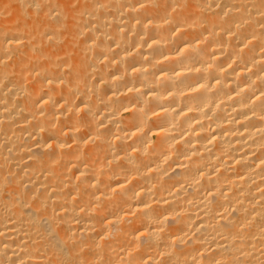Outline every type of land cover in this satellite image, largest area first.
<instances>
[{"label":"bare ground","instance_id":"obj_1","mask_svg":"<svg viewBox=\"0 0 264 264\" xmlns=\"http://www.w3.org/2000/svg\"><path fill=\"white\" fill-rule=\"evenodd\" d=\"M132 3L139 11L129 10L125 16L120 14V9L129 8L127 0L119 7L116 0H0V44L10 49V54L0 52V232L3 233L0 235V264H140L142 261L154 264V256L155 264H184L197 257V264H264V134L257 135L264 127V0H155V3L132 0ZM56 8L59 12L53 15ZM166 16L175 21L164 30L173 34L171 43L166 48L150 49L154 55L163 53L171 57L161 63L159 71L178 72L186 63L199 66L202 53L211 48L218 63L224 67L230 64L229 73L238 76L236 84H230L233 95L236 85L245 89L243 95L232 102L236 127L230 129L226 124L219 130L213 128L212 132L214 137L222 133L226 139L230 130L238 129L241 133L232 136L237 150L233 158L221 157L230 165L228 171L221 169V175L232 182L228 194L234 201L239 198V207L243 210L238 211L235 202L217 198H213L208 217L197 210L200 216L196 219L197 226L212 223L220 233L207 248L195 243L176 247L165 254L166 241L185 231L182 222L172 221L159 243L145 237L137 247L131 243L133 237L147 228L142 214L123 225L121 234L102 241L100 249L74 244L71 237L75 229L53 215V209L60 211V204L50 205L49 197L55 200L57 185L63 186L65 192L72 191L71 184L62 182L76 181L83 166L69 171L65 168L67 157L61 161L54 152L40 147L49 142L53 134L50 130L40 131L39 106L47 99L51 77L59 76L68 86L79 85L83 90L89 81L100 82V76H92L90 71L93 59L103 58L105 45L113 49L112 59L135 47L140 33L131 34L120 21L135 23L136 18ZM122 29L127 43L118 48L115 37ZM209 30L217 33L220 49L215 48L213 41H208L201 52L176 56L186 44L195 43ZM155 38L153 32L145 44ZM141 54L147 55V52L141 49ZM128 66H138L135 55L129 58ZM118 70V66L109 68L108 75H116ZM228 79L231 81L232 77ZM198 80L200 74L188 73L177 84L188 87ZM55 88L60 92L58 102L68 95L67 87L60 80ZM104 92L109 93L110 89L105 86ZM203 98V93L189 97L196 103ZM76 102L82 105L84 98L79 97ZM121 102L134 103V98L122 97ZM121 119L125 130H134V113H124ZM164 123L162 116L152 120L154 151L157 152L164 141L155 133ZM199 127L196 125L194 129L198 138L207 139L199 132ZM88 131L90 129L83 135ZM104 131L110 134L113 128L109 125ZM127 147L119 145L120 152ZM219 147L217 145L214 151ZM177 149L178 153L183 152L184 146L178 145ZM85 153L86 159L97 166L104 161V149L99 144L88 146ZM197 170L196 166L187 170L176 167L162 182L160 191L166 194L167 189L173 187L178 191L177 181L181 175ZM120 183L124 181H114L112 187ZM141 183L133 180L126 192L138 189ZM87 191L82 189L80 197L73 191V199L79 203ZM124 206L126 194L122 193L109 200L105 208L110 215ZM225 208L232 209L228 219H223ZM153 211L159 213L163 209L157 206ZM197 213H192V218L195 219ZM99 219L104 220L105 216ZM99 235L102 233L93 234V239H99Z\"/></svg>","mask_w":264,"mask_h":264},{"label":"clouds","instance_id":"obj_2","mask_svg":"<svg viewBox=\"0 0 264 264\" xmlns=\"http://www.w3.org/2000/svg\"><path fill=\"white\" fill-rule=\"evenodd\" d=\"M122 2L123 0H116L117 6ZM127 3L129 8H121V15L126 16L129 10L132 13L139 11L132 0H127ZM145 3H155V0H145ZM140 7L142 8L143 4ZM57 12L59 8L52 14L56 15ZM120 22L131 34L140 33L135 47L124 51L117 59H112L113 49L105 45L102 49L103 58H94L90 71L92 76H100V82L97 84L89 81L83 90L79 85L68 86V82L61 80L59 76L51 77L47 99L39 106L40 131L50 130L53 134V138L47 143H42L40 147L54 152L61 161L67 157L65 168L69 171L72 167L83 166L76 181L62 182L71 184L72 191L65 192L63 186L57 185L55 200L49 197L50 205L54 202L60 204V211L53 209V215L61 222L73 226L75 230L71 237L72 243L95 246L97 249L101 248L102 241L121 234L122 226L138 214L143 215L147 228L133 237L131 243H135L137 247L145 237H151L154 242L159 243L169 222L172 221L182 222L185 231L166 241L165 254L188 244L200 243L207 248L220 233L212 223L197 226L196 219L200 218L197 210L208 217L213 198L235 202L237 210H243L239 207V198L234 201L228 194L232 190V182L221 175L222 168L230 170L227 160L221 157L233 158V153L237 150L232 136H240L241 133L238 129L230 130L226 139L224 134L214 137L212 132L213 128L219 130L226 124L230 129L236 127L238 122L232 102L243 95L245 89L236 85L233 95L230 84L235 85L238 76L229 73L230 64L224 67L218 63V57L213 54L211 48L202 53L199 66L186 63L178 72L159 71L161 63L171 57L163 53L154 55L150 49L166 48L171 43L173 34L164 31L169 24L175 23L171 16L147 20L136 18L135 23ZM153 32L157 38L145 44V40L150 38ZM216 37L217 33L209 30L207 35L195 43L186 44L176 56L201 52L208 41H213L215 48L220 49L222 46ZM115 38L118 48L127 43L123 29L116 33ZM141 49H144L147 55L141 54ZM0 52L10 54V49L0 44ZM134 55L138 58V66L130 68L128 60ZM105 61L108 63L105 64ZM117 66L118 74L108 75L109 68ZM188 73L200 74V80L188 87L178 85L177 81ZM229 76L232 77L231 81ZM57 80L68 89V95L59 102L57 97L60 92L55 88ZM105 86L110 89L109 93L104 92ZM249 87L251 88V85ZM200 93L204 94V98L199 103L189 99L190 96ZM127 96H132L134 103H122L121 98ZM79 97L84 98L82 105L76 102ZM127 112L134 113L136 117L134 130H125L123 125L121 118ZM161 116L165 123L155 134L162 137L164 142L157 152L154 151L156 142L152 138V120ZM109 125L113 131L107 134L104 130ZM196 125L200 126L199 132L207 139L198 138V133L194 130ZM86 129L90 131L83 135ZM260 134H264V127L259 129L257 135ZM97 144L104 149V161L99 166L90 163L85 153L88 146ZM121 144L128 145L122 153L119 149ZM181 144L184 151L178 153L177 146ZM217 145L220 147L214 151ZM243 159L241 157V160ZM193 166L198 170L186 171L181 175L177 181L178 191L175 187L167 189L166 194L160 191L162 182L176 167L187 170ZM119 179L124 183L112 187L113 182ZM133 180H140L142 183L138 189L126 192ZM225 188L228 189L227 192L224 191ZM82 189L88 190L87 195L77 203L72 192H75L76 197H80ZM189 189L192 190L191 193ZM122 193L126 194V206L108 215L105 205ZM157 206L163 211H153ZM231 211V208H225L223 219H228ZM192 213H197L195 219L192 218ZM101 216H105V219L100 220ZM98 233H102L99 239H93V234ZM0 235L3 233L0 232ZM152 259L155 264L156 257ZM197 260L198 257L185 261L184 264H197ZM140 264H147V261Z\"/></svg>","mask_w":264,"mask_h":264},{"label":"rangeland","instance_id":"obj_3","mask_svg":"<svg viewBox=\"0 0 264 264\" xmlns=\"http://www.w3.org/2000/svg\"><path fill=\"white\" fill-rule=\"evenodd\" d=\"M56 221H58V220H56Z\"/></svg>","mask_w":264,"mask_h":264}]
</instances>
